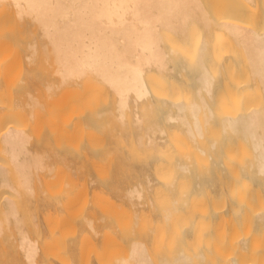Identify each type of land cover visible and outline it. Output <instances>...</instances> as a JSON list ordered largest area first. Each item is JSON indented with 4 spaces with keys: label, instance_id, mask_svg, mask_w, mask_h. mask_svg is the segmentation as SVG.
Instances as JSON below:
<instances>
[{
    "label": "bare ground",
    "instance_id": "6f19581e",
    "mask_svg": "<svg viewBox=\"0 0 264 264\" xmlns=\"http://www.w3.org/2000/svg\"><path fill=\"white\" fill-rule=\"evenodd\" d=\"M28 29L37 33L35 38H30ZM0 35V50L21 43L23 59L9 58L16 66L26 60L41 71L35 75L23 71L26 78L20 76L21 80L23 69L16 76L11 71L12 76L9 68H3L4 80L9 74L22 83L13 80L14 86L7 78L16 92L13 96L7 83L8 92L0 85V97H5L0 102L17 105L26 87L23 83L37 79L40 92L32 86L30 91L38 94L23 97L25 106L37 110L39 117L34 113L38 123L29 126L42 133L49 127L56 144L53 147L49 134L42 137L34 128L42 139L32 145L46 149L39 152L30 146L22 102L20 111L12 109L15 115L9 118L15 126L0 125V152L6 156V161L2 158L6 166L0 165V186L9 189H3L8 195L0 201V235L5 230L17 233L16 243L9 238L18 254L15 262L53 264L51 258H56L60 264H93L88 254L93 252L95 264H264V0H0ZM9 49L2 48L1 55ZM72 87H78L71 91L78 102L75 111L82 105L87 107L82 111H88L81 115L83 122L78 119L88 129L86 139L82 135L84 139L78 141L81 145L85 140V146L78 150L101 155L96 160L100 157L97 165L103 175L95 177L92 190L98 186L111 193L108 200L103 197L106 202L99 200L89 208L80 198L74 201L81 205L72 203V197L84 195V183L81 194L75 189L78 185L71 188L74 195L67 190L80 173L93 174L88 171L94 170L96 157L90 156L95 160L94 164L90 160L91 169L81 167V159L76 166L75 161L85 156L77 151L75 156L81 157L72 166L87 173L74 174L72 160L66 168L68 153L61 143L71 135L66 127L57 131L71 116L68 105L73 99L63 103L67 101L63 95L58 109L61 104L66 107L61 106L60 117L53 119L58 110L50 119V115L43 118L47 105L57 103L58 89L70 97L66 92ZM78 111L75 117L83 113ZM77 124L79 134L84 125ZM96 126L105 132L93 130ZM75 130L70 133L77 134ZM74 136L72 151L78 147ZM52 160L63 163V168L53 172L59 163L51 168ZM51 172L55 178L76 175V179L72 178L74 184L69 178L70 184L63 183L72 195H67L69 203L66 193L60 192L61 178L55 179L59 183L55 189L53 184L48 188L64 198L44 193L57 208L49 204L52 208L41 214L49 221L44 227L53 238L40 254L38 242L30 237L33 233L37 239L43 233L40 207L34 204L28 209L26 203L38 190L34 181ZM38 201H34L37 206ZM78 220L84 221L81 234L89 237L85 244L84 239L79 241V247L76 238L66 237L74 225L80 226ZM105 243L107 247L101 248Z\"/></svg>",
    "mask_w": 264,
    "mask_h": 264
},
{
    "label": "rangeland",
    "instance_id": "374dc122",
    "mask_svg": "<svg viewBox=\"0 0 264 264\" xmlns=\"http://www.w3.org/2000/svg\"><path fill=\"white\" fill-rule=\"evenodd\" d=\"M29 31H30L29 29H28V31H26L27 34L32 35V32L28 33ZM36 34H37V33H36ZM36 34L30 36V38H35ZM0 36H1V35H0ZM3 36H4V39H5V34H4ZM37 36H38V38H39V35H37ZM1 37H2V36H1ZM1 37H0V39H1ZM2 38H3V37H2ZM38 38H37V39H38ZM2 40H3V39H2ZM3 41H4V40H3ZM0 43H1V42H0ZM1 46H2V45H1ZM10 46H13V47H15V48H12V47L10 48V47H9V48H10V49H9L8 47H6V49H5V47H1V50H2V48H3V50H5V51H6V50L8 51V49L11 50V51H9L8 53H6V52L4 51V52H5V55H4L5 58H4V57L1 55V52H2V51L0 50V56H2L3 59H4V60L2 61V57H0V58H1V59H0V71H3V68H9L8 71L6 70L7 73H8L9 71H10V72L12 71L13 74L16 76V75H18V72L21 71L20 69H23V70L20 72V74L18 75V78L21 76V74H22L23 71H24L23 73L26 74L27 70L30 71V72L32 73V74L30 73L29 75H33V74L35 75V74H38V72H39V68H38V67H33V66H36L35 62H34V64H33V62L30 64L29 62H25L26 60H24V61H22L23 63H22V62L20 63V61L23 59V58H21V55H20V53H21V51H22V49H21V47H22L21 43L17 45V46H20V47L18 48V51H19L18 53H17V52H14V51H15L14 49L17 48V46H16L15 44H14V45H10ZM12 49H13V50H12ZM16 50H17V49H16ZM20 50H21V51H20ZM16 53H17V55H16ZM2 54H4V53H2ZM14 54H15V55H14ZM18 54H19V55H18ZM10 56H11L13 59L15 58V56L17 57V59H18V57L20 56V58H19L20 61H19V60H18L19 62L17 61V62H18L17 65H19V64H20V65H19V66H16V63H15L16 61L12 62L13 59H11V60H12V61H11V60L9 59V58H11ZM5 60L8 61L9 63L5 62ZM9 60H10V61H9ZM4 62H5L6 64H8V65L4 64ZM12 63H14L15 65L12 64ZM24 63H25V64H24ZM28 63H29L30 65H28ZM2 64H4L3 67H2ZM21 64H22V66H21ZM23 64H24L25 66H24ZM32 64H33V66H32ZM5 65H6V67H5ZM12 65H13V66H12ZM7 66H8V67H7ZM9 66H10V67H9ZM14 66H16V68H14ZM37 66H38V65H37ZM18 67H19V68H18ZM20 67H21V68H20ZM22 67H23V68H22ZM24 67H25L26 69H24ZM28 67H30V69H29ZM32 67H33V69H32ZM13 68L15 69V71H13ZM35 68H37V69H35ZM16 69H17V71H16ZM31 69H32V70H31ZM4 70H5V69H4ZM18 70H19V71H18ZM35 70H37V71H35ZM34 71H35V72H34ZM12 72L9 73V74H11V75L13 76ZM15 72H17V74H15ZM33 72H34V73H33ZM36 72H37V73H36ZM2 73H3V74H2ZM2 73L0 72V78H1V79H0V85H1V88H2V89L4 88L3 91H5V89L7 88L6 85L8 86V89L12 88V89H10V90H11L10 93L14 96V92H16V91H15V87H14V86L16 85V83L14 84V82H15L16 80H18V78H17V79H14L15 76L12 78L9 74H6V72H5V74L8 75L9 77H6V79H5L6 82L3 84L2 82H4L5 80L3 79L4 72H2ZM39 73H41V71H40ZM25 74H24V76H25ZM2 75H3V76H2ZM6 75H5V76H6ZM22 76H23V75H22ZM22 76H21V77H22ZM24 76H23L22 78L25 80L26 77L24 78ZM52 76H53V75H50V78L55 77V76H53V77H52ZM21 77H20V79L23 80ZM7 78H8V79L10 78V80H11L12 82H13V80H15V81L13 82V85H14V86L10 87L11 82H10V84L8 85V82H7V81H9V80H7ZM11 78H12V79H11ZM20 79H19V80H20ZM19 80L16 81L17 84L22 83V81L20 80V82H19ZM26 80H28V79H26ZM18 82H19V83H18ZM6 83H7V84H6ZM2 84H3V85H2ZM5 84H6V85H5ZM23 84H24V87H25V86H26L27 88L29 87V88H28L29 90H28V89H25V88H26V87H25L24 89L27 90V92L24 91V89H23V92H22L23 95L21 94L20 97L23 96L24 98H26V97L28 96V94H31V93H33L32 96H33L34 94H35V95L38 94V92H36V90L39 91L38 89H40V88H38L39 84H38V80H37V79L28 80V82L26 81V82H24ZM35 84H36V85H35ZM37 84H38V86H37ZM28 85H29V86H28ZM30 85H31V86H30ZM34 85H35V86H34ZM32 86H33V88L36 87L37 89H36V90H34V89L32 90V88H31V90H32V92H31V91H30V87H32ZM1 88H0V93H1V90H2ZM22 88H23V85H22ZM41 89H42V88H41ZM70 89H72V90H70ZM70 89H69L70 91L68 90L69 92H66V93L69 94V96L71 97V96H72V95H71V91H73V92H72V94H73V93L75 92V90L77 91L78 87H74V88L72 87V88H70ZM12 90H13V93H12ZM79 90L81 91V88H79ZM28 91H29L30 93H29ZM56 91H57V90H56ZM58 91L61 92V90H59V89H58ZM58 91H57V92H58ZM5 92H8V91L6 90ZM5 92H3V93H5ZM39 92H40V91H39ZM59 92H58V94H60V97H59L58 94H57V97H55V98L57 99V103L54 102V103L57 104V105L55 106L54 103H52V104H54V105L51 104L52 106L48 104V105H49V108H48V105H47V107H46V109H45V110H48V111H47V112L44 111L46 117H43V118H46V119H47V117L50 115V116L48 117V118L50 119V117H52L51 115H54V113L56 114V112H57L58 110L61 109V106H62V109H63V106H65V105H62V104L60 105V109H58V108H59V106H58V105H59V104H58V101H59L61 98H63V95H64L65 99H66V97H67V101H66V100L63 101L64 98L61 99V100L63 101V103H64V102L67 103L68 101H70V103H71V100L73 99L72 97L70 98V97H68V95H65L64 93H59ZM10 93H9V94H10ZM26 93H28V94H26ZM6 94H7V93H6ZM25 94H26V96H25ZM2 96H3V95H2ZM23 97L20 98V100H21V102H22V104H23V105L21 104L22 106L20 105V103H21L20 101L17 102V105H16V103H15L14 106H9L11 103H10V104H6V103H8L7 100H6V103L0 102V108H1V109H0V110H1V111H0V116H1V118H2V120H0V125L3 126V127H4L6 124H7V126H8V125H10V126H13V125H14V126H15V124H14L15 122H13L14 120L12 121L13 117H12L11 120H10L9 118H11V116H14V115H15V114H14V111H16V112H17V111H20V109H18V108H20V106H21V108H23V109L25 110V112L23 111V112H24V115H25L26 112H27L26 114H28V115H25V119H26V116H27L28 119H26V120L28 121V125H26V131H27V129H28V130L30 129V130L28 131V132L30 133V135H31V137H30L31 140H30V142H29V143H30V146L36 148V147L34 146V145H35V142H36L35 140H37V139H40V140H41L42 137H43L44 135H45V136H48L47 134H49V136H50V135H51L52 133H54V132L50 133V131H49V127H44V129H45L46 131H44L43 128H40V129H42V130L44 131V133H42L41 130L37 129V127H36V128L34 127L35 129H37V130H35V131H36V132L39 131L38 133H39L42 137L40 136V137H41V138H40L38 134H37V136H36L35 131H33L34 128L31 127V126H35V125H36V124L34 125V123L36 122V121H35V116L37 115V113H35V112H36L37 110L35 111V110H30V109H28L27 105L25 106V103H24L25 101H24V98H23ZM58 97H59V98H58ZM3 98H5V97H4V96H3V97H0V101H2ZM22 98H23V100H22ZM27 98H28V97H27ZM27 98H26V99H27ZM56 99H54V100H56ZM69 99H70V100H69ZM72 102H73V103H71V105H68V106L72 107L71 109L75 111L76 109H74V106H75L78 102H77V100H76L75 102H77V103H75V102H74V99L72 100ZM88 102L90 103V102H92V101L90 100V101H88ZM88 102H87V103H88ZM2 103H3V104H2ZM66 103H65V104H66ZM68 103H69V102H68ZM92 103H93V102H92ZM4 105H5V106H4ZM18 105H20V106H18ZM66 105H67V104H66ZM2 106H3V108H2ZM6 106H7V107H6ZM15 106H16V108H15ZM50 106H51V107H50ZM78 106H79V105H78ZM78 106H76V107H78ZM65 107H66V106H65ZM65 107H64V109H65ZM70 107H69V108H70ZM82 107H83V108H82ZM4 108H5V109H4ZM25 108H26V109H25ZM52 108H53V110H54V108H55V110L52 111V110H51ZM12 109H13L14 111H13ZM78 109H80L81 112H83L84 110H87V107L84 108V105H82V106H80L79 108H77V111H78ZM82 109H83V111H82ZM49 110H51V112H49ZM69 110H70V109H69ZM69 110H68V111H69ZM72 110L69 111V113L71 114V116H72V114L74 113V114H73V117L71 118V116H69V117H66L65 119L63 118L64 121L62 122L63 124H62L61 126H59L60 128H59L58 126H57V128H59V129H57L56 126H55L54 128H56L57 131H60V130H61V127H62L63 129H65V127H66V128H67V134H68V135H69V134L71 135V136L69 137V139H68L69 141H68V140H64V142H61V143H63V144L66 145L65 148H66L67 150H66L65 153H68V155L66 154V156H68L67 159H66V162H67L68 164L65 163V166H66V164H67L66 168L69 167V166H70V163L72 162V163H71V168H72L71 171H73L74 174H77V173H79V172H82V173L84 172V173H85V171H83V168H80V166H79L78 168H80L82 171H81V170H80V171H77L78 168L75 167V165L72 166V164L74 163L75 159H78L79 156L81 157V155H84V154H85V156H86V154H87L86 157H85V156H82V158H79L78 161L76 160L75 163H74V164H76V166H78L77 163L80 162V159H81V162H82V160H84V161H83L84 163L81 164V167L84 166V167L87 169V168L89 167V165L92 164L91 162H93V164H94V161L97 159V157H98V156H101V155L99 154L98 156H94V155L91 156V154H94V153H92V152L90 151V149H87V150L84 149V150H85V151H84L83 148H82V149L78 150V149H79V146H81V145L85 146V140H83V143H81V145H78V143L82 142V141H80V138H82V139L85 138V139H86V134H85V132L88 130V129H86V125H85V124H83V123H81V122H78V119L80 118V121L82 120V122H83L84 119L82 118V116L85 114V112L87 113L88 111H85V112H83V113H81L80 111H78L79 114H80V113H81V114H80V115H77V117H75L76 114H77V111L73 112ZM2 111H4V115H5V116H3ZM6 111H7V113H6ZM31 111H33V112L31 113ZM63 111H64V110H63ZM63 111H61V110L58 111V112H57L58 115H56L57 117L55 118V115H54L53 119H57L58 117H60L59 114L62 113ZM52 112H54V113L52 114ZM71 112H72V113H71ZM9 113H10V114H9ZM34 113H35L36 115H35ZM49 113H51V114H49ZM75 113H76V114H75ZM1 114H2V115H1ZM7 114H8V115H7ZM32 114H33V115H32ZM66 114H68V113L66 112ZM10 115H11V116H10ZM30 115H31V116H30ZM45 115H43V116H45ZM81 115H82V116H81ZM6 116H10V117H8V119H7ZM66 116H67V115H66ZM79 116H80V117H79ZM84 116H85V115H84ZM4 117H5L6 119H5ZM30 117L33 118V119H31ZM3 118H4V119H3ZM37 118H39L38 115H37ZM37 118H36V120H37ZM70 118H71L72 120H69V123H71V124L69 125V123H68V119H70ZM73 119H74V120H73ZM75 119H77V122H76ZM58 120H59V119H58ZM10 121H11V122H10ZM34 121H35V122H34ZM29 122H30V124H29ZM33 122H34V123H33ZM73 122H76L77 127H75L76 130H75V129H74V130H75V132H76L77 134H73V133H74V130H73V131L71 130V129H73V128H72V127H73ZM3 123H4L5 125H4ZM36 123H38V122H36ZM56 123H57V125H58V122H57V121H56ZM66 123H68L67 126H64V125H66ZM77 123L82 124V125L85 126V127L83 126V127H84V128H83L82 126L79 125V126L82 128V129H80V128H79V129H80V130H83V131H80L79 134H78L79 131H78V129H77V128H78V124H77ZM29 125H31V126H29ZM59 125H60V124H59ZM74 125H75V124H74ZM69 127H70V130H68ZM100 127H101V126H100ZM0 128H1V127H0ZM31 128H33V129H31ZM54 128H53V129H54ZM96 128H98L99 131H104V130H105L104 127L99 128V126H98V127L96 126L95 128H93V130H94V129L96 130ZM47 129H48V130H47ZM85 129H86V130H85ZM2 130H4V129H2ZM2 130H1V131H2ZM54 130H55V129H54ZM65 130H66V129H65ZM47 131H48V132H47ZM57 131L55 130V132H57ZM68 131H69V133H68ZM70 131H72L73 133H70ZM81 132H83L84 134L81 133ZM96 132H98V131H96ZM104 132H105V131H104ZM41 133H42V134H41ZM55 134H56L57 137H59V133H58V132L55 133ZM80 134H81V137H79ZM73 135H76V136H77V146H78V147H76L77 149L74 147V148L76 149V150L73 149L74 152L72 151V148L70 149V147L76 146V144L73 145V144L71 143L72 141L75 143L74 140H76V139L73 138ZM82 135L84 136V138H83ZM49 136H48V138H49V139H50V138L52 139V141H50V142H51V144H52V142L54 143V144H52L53 147H54V145H56L55 142H54V136H55V135L53 136V134H52L53 138H52L51 136H50V137H49ZM76 136H74V137H76ZM78 137H79V139H78ZM51 139H50V140H51ZM70 139H71V140L74 139V140L71 141ZM82 139H81V140H82ZM67 141H68V142H67ZM78 141H80V142H78ZM31 142H32V143H31ZM32 144H34V145H32ZM51 144H50V145H51ZM67 144H68V145H67ZM70 144H71L72 146H71ZM59 145H61V144L59 143ZM65 145H64V146H65ZM40 146H41L42 148H41ZM40 146H39V149H37V148H36V149H37L38 151H39V150H41V151L44 150V148H45L44 145H40ZM83 146H81V147H83ZM43 147H44V148H43ZM45 149H46V148H45ZM70 150H71V154L73 153V154H72L73 156L69 153ZM41 151H39V152H41ZM77 151L80 152V154L82 153L81 151H83V154H81V155L79 154L78 158H77V156H75V155L78 153ZM86 151H88V152L90 151L91 154L88 153V152H86ZM75 152H76V153H75ZM74 153H75V154H74ZM0 154H1V155H0V158H1V159H0V162H2V163H0V165H4V166H6V162H5V161H6V156H5L3 153H1V152H0ZM69 155H70L71 157H74V156H75L76 158H71V159H69V158H70ZM77 155H78V154H77ZM96 155H97V154H96ZM90 156H91L92 159H94V157H96L95 160L92 161L91 158H90ZM4 157H5V158H4ZM87 157L90 158V159H89V162H88V158H87ZM2 158H4L5 161H4ZM48 160H50V159H48ZM58 160H59V159H58ZM68 160H72V161H70V163H69ZM90 160H91V162H90ZM59 161H60V160H59ZM59 161H58V162H57L56 160H55V161H54V160L51 161V165H50L51 168H53L54 163H55V165H56L57 163H59V164H57L58 167H57V165H56V166H54L55 169H52V171L55 172V173H56V171H57V169H58L59 167H60V168H61V167L63 168V166H62L63 163L61 164V162H59ZM96 161H97V163H95L96 165H97L98 163H100V162H99V161H101V160H100V157H99L98 160H96ZM56 162H57V163H56ZM63 162H64V161H63ZM87 162H88V164H87ZM7 165H8V164H7ZM63 165H64V164H63ZM68 165H69V166H68ZM79 165H80V164H79ZM96 165H92V169L94 168V170H89V169H88V170H89L88 173H90V175H91L92 172L94 171V172H93L94 175L92 174V175L90 176L91 179H90V177H89L88 175H83V174H81V173H80L79 175H77V179L75 178L76 175H74V176L70 175L71 178H69V176H66L67 179L69 178L68 181H72L73 184H74V181H75V180L72 179V178L74 177V178L76 179V181H75L76 184L71 185V187H70V189H69L70 191L67 190L69 187L67 188V187L63 184V183H66V184L69 183V184H70V182H67V179L64 180V177L58 176V174H57L58 177L55 178V174H54V176H53V172H51V173H49V174H47V175H48V176L52 175V176H50V177L53 178L54 180H55V179H59V178H61L62 180L60 179V181H63V180L66 181V182H64V181L61 182V184H63V186L61 185L62 187L59 186V187L63 188V189H60V188H59V189H60V192H62V193H63V192L66 193L65 190H67V192H69V193H71V194L74 195L73 192L76 191V190H73V191H72L71 188H72L73 186H76V187H77V185H78L79 187H77V188H75V189H78V190H79L80 187H81V188L84 187V186H83V187L80 186V184L83 185L82 183H84V184H85V187H86V186L88 187V189H87V187H86V189H85V190H86V194H85V192H83V191H85V190H82V193H84V195H82L81 197L84 198V199H82L81 197H78V198L75 197V198H74V197H72V195L69 194V193H66V195H65L66 197H65V198H66V201L68 200V203H69V199H70V198L68 199V196H67V195H71L70 197L73 198V202H72V203H75L76 205H81L80 202L82 201V202H81L82 204H83V202H84L83 207H86L85 205H87L88 207H86V208H89L90 206H93V204H94V205H95L96 203L98 204L97 201H99V200H101V203H103L104 198H106L105 200H108V199H107V196H108V198H109V197H110V194H111V193H109L106 189H105V190H104V189L101 190L102 188H100V187H98V186H97V188L95 187V189L93 188L94 191L92 190V187H94L95 184H96V180H97V178H101V175H103V174L101 173L102 170L99 169L100 166L98 167V165H97L98 168H96V169H99L100 171L97 170V173H98V174L96 173V169H95V166H96ZM86 166H87V167H86ZM76 168H77V170H76ZM89 168H90V167H89ZM69 169H70V167H69ZM69 169H68V170H69ZM90 169H91V168H90ZM69 171H70V170H69ZM91 171H92V172H91ZM75 172H76V173H75ZM99 172H100V173H99ZM86 173H87V172H86ZM86 173H85V174H86ZM96 174H97V175H96ZM99 174H101V175H99ZM42 175H45V174L42 173ZM80 175H83V176L80 177ZM48 176H46V177L43 176L44 178H43L42 176H40V177H41V178H39L40 180L37 179V180L34 181V182H36V184L34 183V186H36V187L38 186V187H37L38 190H35V191H36V193H35L36 195L34 194V196H30L29 202L26 203L27 207L29 206L28 209H31V208L33 209L34 204L36 205L37 209H39V207H40V209H39V214H38V216H39L38 219L41 218V220L39 219L38 221H39L40 225H42V227L44 228V230H43V228H42L43 233L41 232L42 234H39V236L36 235V238H37V239H35V238H34V237H35V234H34V237H33V233H32V235H30L31 232H30V231H27L28 227H23L24 230L26 229L27 234L30 235L31 239L33 238V240H36V241L38 242V244H37V242H36V244L38 245V252H40V254H41V252H42V249L47 248V247H46L47 245L50 246L49 243H51L52 238H53L52 234H50V236H52V237H49V234H47V232H48V233H49V232L51 233V231H48V230H47V232L45 231V229H47V228H45V227H46V224H48L49 221H48V223H47V222H46L47 219L44 220L43 217H42V215H43V212L45 213V212H46L45 210H47V208H49V204H51L52 207L54 206V201H52L53 203H52L51 201H49V200H48L49 197H47V195H44V193L46 194L47 192H49V193H47L48 196H49V194H50L51 192L53 193V192L55 191L54 189H55V187H56L55 184H57L58 182H57V180H55V182H54V180H50L51 178L48 177ZM78 176H79V177H78ZM97 176H98V177H97ZM93 177H94V178H93ZM95 177H96V180H95ZM92 178H93L94 183H93V181H92ZM46 179L48 180V182H49V180H50V182H49V183H46V182H45ZM70 179H71V180H70ZM73 180H74V181H73ZM60 181H59V182H60ZM91 181H92V182H91ZM44 182H45V183H44ZM90 183H93L94 185L92 186V184H91V185L89 186ZM52 184L54 185V189H53L52 191H50V190H49L50 188H48V187H53ZM49 185H50V186H49ZM58 185H59V183L57 184V186H58ZM64 186H65L67 189H64ZM67 186H69V185H67ZM36 187H35V189H37ZM46 187H47V188H46ZM90 187H91V188H90ZM73 188H74V187H73ZM73 188H72V189H73ZM99 188H100V189H99ZM3 189H5L6 191L9 190L7 187H3V188H2V186H0V193H1V194H0V201H2V200L4 199V197H7V195H8V193H7L8 191H7V192L4 191V192H5V193H4V192H3ZM1 190H2V191H1ZM57 190H58V189H57ZM61 190H63V191H61ZM80 190H81V189H80ZM80 190H79V192H78V191H77V192L81 194V191H80ZM97 190H98V191H97ZM37 191H38L39 193H38ZM87 191H88V192H87ZM103 191H104V192H103ZM105 191H106V192H105ZM2 192H3V193H2ZM77 192H75V194H76ZM93 192H94V193H93ZM42 193H43V194H42ZM52 193L50 194V196H52V195H53V196L56 195L57 192H56V193H53V194H52ZM78 193H77V196H78V195L80 196V194H78ZM98 193H100V194H98ZM107 193H108V195H107ZM104 194H105V195H104ZM37 195H40V197L42 196V201H41L40 199H39L40 202L38 201V197H39V196H37ZM43 195H44V196H43ZM57 195H58V196H61V195L64 196V194H61V195H60L59 192H58ZM57 195H56V196H57ZM106 195H107V196H106ZM35 196H36V197H35ZM45 196H46V197H45ZM53 196H52V197H53ZM62 196H61V198H64V197H62ZM85 196H86V197H85ZM105 196H106V197H105ZM40 197H39V198H40ZM44 197H45V199H43ZM103 197H104V198H103ZM111 197H112V196H111ZM47 198H48V199H47ZM79 198H80V200H79ZM74 199H77L76 201L79 200V201H80V202H78L79 204H77V202H75ZM97 199H98V200H97ZM110 199H111V198H110ZM45 200H46L47 202H49L48 205L44 204V203H46ZM83 200H85V201H83ZM34 201H36V203H37V201H38V206H37V204H36ZM70 201H71V200H70ZM89 202H90V203H89ZM104 202H106V201H104ZM99 203H100V202H99ZM43 204H44L46 207H42ZM89 204H90V205H89ZM91 204H92V205H91ZM67 206H68V205H67ZM69 206H70V204H69ZM52 207H50V208H52ZM73 207H74V206H73ZM73 207H72V208H73ZM42 208H43V211L41 210ZM44 208H45V209H44ZM50 208H49V209H50ZM53 208H57V206L55 205ZM72 208H71V209H72ZM40 210H41V211H40ZM41 214H42V215H41ZM54 217H57V216H54ZM50 218H52V217H50ZM58 219H59V217H58ZM83 219H84V218H83ZM50 220H51V219H50ZM52 220H53V219H52ZM41 221H43V222H41ZM78 221L80 222V226H79V223H77ZM78 221L76 222L77 224L75 223L76 226L74 225V228H75L74 232H73V229H74V228H73V229H71L72 231L70 230L72 233H71L70 231H68V232H67V236H66V237H68V239H69V238H70V239H74V238H76V240L74 239V241L76 242V246L79 245V241L84 242V241H82L83 239L85 240L84 244L88 241V240L86 241V239H85L87 235H86L85 233H83V232H82V234H81V232H80V231H83L82 228L84 229V224H83L84 221H83V222H81L80 220H78ZM45 222H46V223H45ZM53 222H54V221L51 222V225H52V224H56V223H53ZM57 223H58V221H57ZM44 224H45V227H44ZM49 224H50V223H49ZM81 224H83V226H81ZM51 227H52V226H51ZM81 227H82V228H81ZM71 228H72V227H71ZM99 228L102 229L101 227H99ZM53 229H57V226L54 227V228H52V230H53ZM103 230L105 231V233L108 232V230H106V229H103ZM103 230L101 231L102 234L104 233ZM75 231H76V232H75ZM10 232H13V231H7V230H5V231H4L5 236H4V233L2 232L1 235H3V238H2V236L0 235V245L3 244L4 242H5L4 244H6V246L4 245L5 247H4L3 245L0 246V247H2V252H0V264H1V263H2V264H6V263H7V264H12V263H13V264H19V263H20V262H19V263L15 262V259L18 258V254L16 253L17 251L15 252V251L13 250V248H12L13 246H12L11 243L9 242V238H10V241H11V238H12V240H13L12 242H15V243H16V240H14V238L17 239V236H18V235H17L16 232H14V233H16V234L14 235V233H13V235L16 236V237H13V235H11ZM45 232H46V233H45ZM101 232H100V233H101ZM8 233H9V234H8ZM45 234H46V235H45ZM74 234H75V235H74ZM79 234H80V237H81V235H83V237H84V235H85V237H84V238L82 237V239L80 240V239H79V236H78ZM77 237H78L79 240H77ZM44 238H45V239H44ZM88 238H89V237L87 236V239H88ZM49 240H50V241H49ZM6 241L9 242V245H8V242H6ZM47 241H49V242L46 244ZM77 241H78V243H77ZM43 242H44V244H46L45 246H43V245H44V244H42ZM15 243H14V244H15ZM7 245H8V247H7ZM40 245L43 246V247H40ZM100 245H101V246H100ZM100 245H99V246H100L101 248H103L104 246H105L104 248L107 247V246H106V243H105V244H100ZM102 245H103V246H102ZM107 245H109V244L107 243ZM9 246H10V249H12L13 251L9 249ZM78 247H79V246H78ZM7 248L9 249V251H8ZM39 248H40V250H39ZM0 250H1V248H0ZM5 250H6V252H5ZM10 251H12V253H11ZM4 252H5V254H4ZM14 252H15L16 254H15ZM1 253H3V254H1ZM9 254H10L11 256H10ZM88 254H89L90 257L92 256V257H91V259H92V263L95 264V262H93V260H94V259H93V252H91V253L89 252ZM16 255H17V256H16ZM1 256L3 257V259L1 258ZM15 256H16V257H15ZM4 257H5V258H4ZM12 257H13V260L11 259ZM14 257H15V259H14ZM51 260L53 261V264H54V262H55V264H60L59 261H58L56 258H51ZM3 261H5V262H3ZM8 261H9V263H8ZM10 261H12V263H11ZM13 261H14V262H13ZM56 261H57V263H56Z\"/></svg>",
    "mask_w": 264,
    "mask_h": 264
}]
</instances>
